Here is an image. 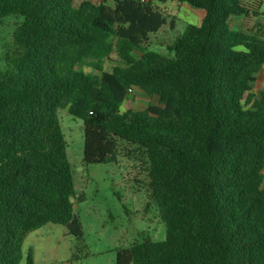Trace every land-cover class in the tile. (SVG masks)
Wrapping results in <instances>:
<instances>
[{
    "label": "trees",
    "instance_id": "trees-1",
    "mask_svg": "<svg viewBox=\"0 0 264 264\" xmlns=\"http://www.w3.org/2000/svg\"><path fill=\"white\" fill-rule=\"evenodd\" d=\"M75 1L0 0V25L23 17L0 72V264H35L23 244L47 224L82 239L61 109L83 122L85 164L116 162L119 142L146 164L166 238L117 264H264L263 0ZM168 1L204 11L171 57L148 48ZM135 91L159 104L135 110Z\"/></svg>",
    "mask_w": 264,
    "mask_h": 264
},
{
    "label": "rangeland",
    "instance_id": "rangeland-1",
    "mask_svg": "<svg viewBox=\"0 0 264 264\" xmlns=\"http://www.w3.org/2000/svg\"><path fill=\"white\" fill-rule=\"evenodd\" d=\"M106 3L112 0H76ZM168 15V23L158 33L150 35L149 49L171 57L166 44L180 36L187 25L196 24L199 17L183 3L168 1L158 3ZM264 12V4L261 8ZM240 19V18H239ZM233 19L232 26L243 24V19ZM23 17L12 15L0 25V72L9 73L13 67L8 56L14 53L13 34ZM173 22V27H172ZM264 34V30H262ZM113 63L107 61L104 69L111 71ZM87 71L93 72L92 69ZM264 89V67L257 76L253 93ZM135 110H144L148 104L158 105V98L134 93ZM66 137L67 155L74 174L76 198L75 216L82 227V239L71 235L64 225L47 224L30 233L23 244V263L28 250H34L35 264H117V251L128 249L143 240L163 241L166 224L161 220L155 203L149 198L144 185L142 168L144 159L126 142H119L117 161L108 164H85L83 122L70 115L67 109L58 112ZM81 198L82 200H79Z\"/></svg>",
    "mask_w": 264,
    "mask_h": 264
},
{
    "label": "crops",
    "instance_id": "crops-1",
    "mask_svg": "<svg viewBox=\"0 0 264 264\" xmlns=\"http://www.w3.org/2000/svg\"><path fill=\"white\" fill-rule=\"evenodd\" d=\"M263 4H264V0H263ZM183 5L186 6V8H189L190 10H194V11L198 12V13H197V16L199 17V20H198V22H196V24H194V25H199V24L201 23L203 17H204V11L194 9V8L190 7L189 5H187V4H183ZM262 6H263V5H262ZM261 11H262V10H261ZM262 13H263V16L251 20L249 27L252 28V27H254V26L257 25L258 28H260L261 30H264V12H262ZM235 19H239V18H235ZM240 19H242V18H240ZM240 19H239V20H240ZM232 20H233V19H232ZM232 20L230 21V23L232 22ZM190 24H193V23H190ZM231 25H232V23H231ZM232 27L240 28L241 25H237V27H236V26H232ZM261 71H262V70H261ZM259 74H260V73H259ZM135 92H136V91H135ZM137 92H138V91H137Z\"/></svg>",
    "mask_w": 264,
    "mask_h": 264
},
{
    "label": "built area",
    "instance_id": "built-area-1",
    "mask_svg": "<svg viewBox=\"0 0 264 264\" xmlns=\"http://www.w3.org/2000/svg\"><path fill=\"white\" fill-rule=\"evenodd\" d=\"M131 91V90H130Z\"/></svg>",
    "mask_w": 264,
    "mask_h": 264
}]
</instances>
